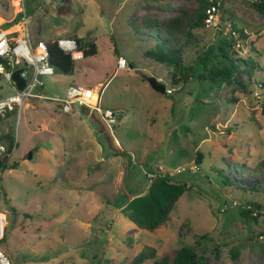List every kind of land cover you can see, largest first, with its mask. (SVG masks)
I'll return each mask as SVG.
<instances>
[{
    "label": "rangeland",
    "instance_id": "374dc122",
    "mask_svg": "<svg viewBox=\"0 0 264 264\" xmlns=\"http://www.w3.org/2000/svg\"><path fill=\"white\" fill-rule=\"evenodd\" d=\"M19 3L0 0V32L7 23L18 29L11 26ZM61 4L23 0L34 43L80 37L94 40L97 53L76 60L71 73L45 77V97L30 98L19 117L16 111L1 116L0 136L9 134L14 145L8 162H16L0 173V249L11 264H130L146 247L170 262L183 246L208 264H264V169L258 167L264 157V14L247 0H221L217 24L197 29L198 0H70V12L59 14ZM175 16L195 34V43L180 42V68L154 57L158 34L149 28ZM231 24L247 37L236 52L254 67L250 75L241 71L246 93L235 82L217 88L196 75L184 84L175 80L186 67L198 74L197 51ZM119 56L129 68L115 69ZM148 77L173 93L155 91ZM71 84L94 88L97 95L87 101L99 96L100 107L118 111L117 124L107 127L79 102L63 113L56 98ZM11 93L0 75V96ZM157 176H167L177 198L166 222L154 231L140 229L122 210L142 202L148 213L163 204L170 193L151 185ZM246 184L257 189L238 186ZM249 207L250 217H243Z\"/></svg>",
    "mask_w": 264,
    "mask_h": 264
},
{
    "label": "trees",
    "instance_id": "16d2710c",
    "mask_svg": "<svg viewBox=\"0 0 264 264\" xmlns=\"http://www.w3.org/2000/svg\"><path fill=\"white\" fill-rule=\"evenodd\" d=\"M62 1L64 4H61L57 8V12L59 14H67L70 12V0ZM198 2L199 8L194 11L192 24V27L197 29L204 25L206 17L205 10L210 5L208 0H198ZM214 2L218 4V8L220 9L221 0H214ZM250 3L258 10V12L264 14V0ZM183 19L184 18L181 16H175L163 21L161 24H157L156 21H151L152 23H149V28L154 29L156 34H158L157 41L155 43L156 49L153 52L154 57L160 62H166L174 65L175 68H180L181 66L180 55L182 48L180 42L183 37H186V42L195 43V34L186 31ZM7 27H9L8 23L6 24V28ZM75 38L78 48L83 52V58L93 56L97 53V46L94 40H85L80 37ZM246 38V35L241 29H238L234 24H231L226 35L217 39L208 48L205 49L202 47L197 51L196 58L200 66L199 73L195 74L193 68L186 67L183 72L176 76L175 80L180 79V81L184 84L196 75L198 80H206L217 88L221 87L223 84L235 82L238 89L241 92L246 93V82L242 79L241 71L249 73L250 75L249 70L252 71L254 67L250 64L248 65L247 61L242 59L235 49L237 42L241 40L244 42ZM47 47L50 53V62L55 67V70L65 74L71 73L76 60L71 59L68 54L63 53L60 49H58L55 41L53 43H48ZM1 138L8 141V147L6 153L0 156V173L8 167L12 168L16 165V162H8V155L11 154L14 146L12 138L9 134L0 136V139ZM120 153L125 154L124 151H120ZM195 158L196 162L199 163L201 161V154L199 151H196ZM258 167L260 169H264V157L259 161ZM151 185H154L160 192L167 190L166 192L170 193L168 196H163L166 199L163 204H160L157 209L154 207L152 212L147 213V210L141 204L142 202H137L134 204L135 206L128 205L127 208L122 210V212L138 228L154 231L161 223H164L169 219L177 196L174 194L171 195L172 188L167 176L155 177L152 180ZM238 186L244 188L245 190L251 188L257 189L254 184ZM260 189L264 191V183ZM149 197L153 204L155 202V205L158 203V199L155 195L151 194ZM251 205L255 209L258 208L256 203H252L250 206ZM240 213L243 217H250L251 209L250 207L248 209H242ZM4 238L5 227L4 237L2 240H4ZM238 256V249L231 250V257L233 260H236ZM215 257H219L218 250L215 251ZM147 261L150 264H208L204 255L198 254L192 247L189 246H183L177 249L170 262L168 261V257L157 258L155 248L146 247L133 257L130 264H143Z\"/></svg>",
    "mask_w": 264,
    "mask_h": 264
},
{
    "label": "built area",
    "instance_id": "2783aa9c",
    "mask_svg": "<svg viewBox=\"0 0 264 264\" xmlns=\"http://www.w3.org/2000/svg\"><path fill=\"white\" fill-rule=\"evenodd\" d=\"M247 1L257 2L259 0ZM208 2L210 5L205 10L206 17L204 23L207 26H213L217 24L219 8L214 0H208ZM19 4H21V8L16 22L13 23V25L19 26L18 29L6 32L1 30L4 33L0 37V75L10 83L13 93L0 96V116L16 111L19 117L23 107L27 105V101L30 98L45 97V93L43 92L44 78L55 74V67L50 62V53L47 44L41 40L34 43L29 31V25L31 23L30 15L27 14L23 6V0H20ZM55 42L58 49L68 54L71 59H83V52L78 48L75 37H60ZM126 68H129L128 61L123 56H119L116 60L115 69ZM17 69H22L19 75L25 81L21 89L17 87L11 78L12 73ZM173 91L174 88L165 87L166 94H172ZM93 92L96 95L98 93L94 88H87L80 84H71L66 88L64 96L62 98H56V100L60 102V110L63 113L72 112L74 103L79 102L87 105L89 108L95 109L107 127L116 125L119 116L118 111L100 107L99 96H97V100L93 104L87 101L91 98ZM6 151L7 146L0 142V156L5 154ZM4 227L5 217L3 219V225L1 224L0 218V241L4 237ZM0 264H11L9 258L1 249Z\"/></svg>",
    "mask_w": 264,
    "mask_h": 264
},
{
    "label": "water",
    "instance_id": "95a60500",
    "mask_svg": "<svg viewBox=\"0 0 264 264\" xmlns=\"http://www.w3.org/2000/svg\"><path fill=\"white\" fill-rule=\"evenodd\" d=\"M22 69H17L12 73V80L16 83L17 87L21 89L24 86V79L20 77L19 73ZM147 82L152 89L159 93L165 94V86L161 84L155 77H148ZM26 158L30 159L32 157V153L28 152L25 156Z\"/></svg>",
    "mask_w": 264,
    "mask_h": 264
},
{
    "label": "crops",
    "instance_id": "0c3cea01",
    "mask_svg": "<svg viewBox=\"0 0 264 264\" xmlns=\"http://www.w3.org/2000/svg\"><path fill=\"white\" fill-rule=\"evenodd\" d=\"M11 27H17V28H18L19 26H18V25H12ZM9 29H11V28L3 29L2 31H7V30H9ZM11 30H14V29H11ZM15 30H16V29H15ZM0 33H1V32H0ZM3 33H4V32H2V33L0 34V36H2ZM59 38H60V37H59ZM83 59H84V58H83ZM99 83H100V82H99ZM98 85H99V84H98ZM99 116H100V115H99ZM114 140H115V142H116L117 145H120V143L118 142V140H117L116 138H115ZM2 214H3V213H2ZM4 215H5V214H4Z\"/></svg>",
    "mask_w": 264,
    "mask_h": 264
},
{
    "label": "bare ground",
    "instance_id": "6f19581e",
    "mask_svg": "<svg viewBox=\"0 0 264 264\" xmlns=\"http://www.w3.org/2000/svg\"><path fill=\"white\" fill-rule=\"evenodd\" d=\"M1 37V36H0ZM4 214L0 213V218H1V224L3 225V219H4Z\"/></svg>",
    "mask_w": 264,
    "mask_h": 264
}]
</instances>
